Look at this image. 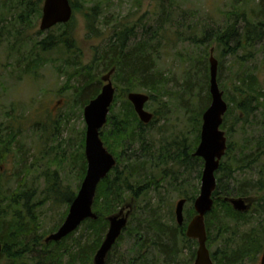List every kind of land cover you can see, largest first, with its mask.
<instances>
[{
  "label": "trees",
  "instance_id": "trees-1",
  "mask_svg": "<svg viewBox=\"0 0 264 264\" xmlns=\"http://www.w3.org/2000/svg\"><path fill=\"white\" fill-rule=\"evenodd\" d=\"M17 1L27 10L26 15L35 17L39 15L41 0ZM242 6L233 7V9L226 11V25L221 28L215 27L213 23L208 22L209 20H205L202 24L197 23L196 20L189 18V16H193L191 12L186 9L177 10L173 5H159L152 19L153 26H149L147 29L143 28L140 38L136 37L133 33L135 31L134 26L131 28L124 26V32H120L117 27L111 28L112 35L107 45L102 50L95 52L91 65L83 67L84 72H88L87 76H90L89 72L95 70V66L97 67L96 70L100 68L102 73H107L113 69L112 78L116 84H119L117 90H115L114 101L110 107V113L105 125V127H108V136L116 144L119 153L117 158L113 156L116 159V166L97 187L93 204V212L97 219L85 220L81 224L84 227L81 230L82 233L78 236H75L74 232L60 242L45 244L43 242L44 236L39 235L38 219L33 215L35 207H40L41 202L32 206L30 203V191L23 192L22 190L19 191V189L9 191L8 186L3 184L2 179H0V243L2 244L0 264H92V257L101 245L108 227L106 221L107 215L117 211L119 207H123L127 203H132L133 209L129 219L136 216L134 213L141 210L139 207L137 209V200L141 196L142 190H146L147 187L155 184L154 190L157 189L158 183L156 182L159 178L165 177L162 181L167 182L168 186L173 189H176V187L178 189L181 188L180 190L176 189L178 197H180L179 200L184 199L185 205L190 207L199 194L198 182L203 170L202 159L193 156V153L200 140L199 129L202 124V115L209 107L211 101L209 94V52L211 49H214V53L217 52L216 59H219L217 82L222 89L227 90V86L220 83L223 69L222 60L227 56H236L239 63H244L251 54L239 56L238 51L244 48H253V44L263 38L264 0H258L257 5L253 9H250L246 5ZM24 15L25 12L19 14V19L24 18ZM68 23L64 24V26L68 27ZM129 40L131 41L129 42ZM72 43L71 33L66 29L61 36L56 37V41H54L53 37H48L46 40L37 43L34 47L39 51L37 56L51 52L56 48H63L65 53L66 51L70 53L74 50ZM129 43L131 46H129ZM178 45H182L183 49L185 48L186 50L183 52L176 51V46ZM159 50L167 53L175 50V53H177L176 59L181 66L185 67L183 83L185 86H190L188 89L190 94L188 96L193 95L191 92L196 84H199L202 90L206 89V95L198 106V111L196 114L193 112L191 116V128L195 132L191 144L188 143L183 134L181 138L180 136L177 137L170 144L158 142L157 145L159 146L156 147L155 142L152 143L153 137L150 135L151 138L148 141L144 136L145 134L142 133V128L150 126L158 115L167 121L166 117L170 112L167 103L171 100V97L169 96V91L165 89L166 85L164 83L166 80L162 73L156 70V59L160 56ZM75 56L77 57V54L72 55L73 59L64 60L65 62H63L61 68L71 67L77 76H82L84 74L83 69H81ZM34 64L35 68H37L39 65L37 58H35ZM189 66L190 68H188ZM198 78H200V81L202 80L201 85L197 82ZM192 79L195 80L191 83ZM236 80L239 85L237 86L235 83L232 93L226 96L228 102L233 104L232 107L228 108L221 126V129L226 131L228 138L227 150L223 158L226 161L220 163L216 172L217 185L213 194L214 206L205 217L207 245H210L212 241L210 235L212 226L215 225L214 228L217 227L218 232L216 236L220 234L219 231L223 235L228 231V228L226 229L228 225L220 215L222 210L226 212L225 215L232 221L238 222L239 220H244L246 222L247 220L248 214L234 211L227 202L218 197L234 196L249 198V196H254L256 198V196L261 194V201L262 203L264 202V143H257L253 146L251 142L246 143V139L244 140L245 146L241 145L243 149L240 150L239 148L232 161L229 159L233 150V144L230 140L231 129L235 126L234 124L232 126L229 125L231 115L233 114L234 121L243 123L241 128H239L240 131L243 130V126L248 122L250 117H254L260 110L264 114V92L253 89L254 81L251 77L241 78L238 75ZM245 86H250L252 89L249 90ZM98 88L96 89L94 85H91L90 81L84 79L77 94L81 107H85L89 101L98 95ZM140 90L148 93V103H154L157 100L161 102L160 110L158 109L153 114V120L147 125L139 121L132 105L126 98L129 92ZM192 97L191 100H195V96ZM84 98L87 99L83 100ZM164 98L168 99V101H165ZM161 99H163V102ZM177 100H180L182 104L181 97ZM118 102H121L122 105L121 109L116 112L115 106ZM186 105L189 106L190 103ZM165 129H167V125L162 129L158 128L156 134L162 136ZM103 134L102 131L100 133L101 140L104 146L110 149L107 145V139L102 138ZM84 139L83 135L81 141L82 149L84 147ZM5 145V140L2 137L0 139V159H2V153H5ZM237 145L240 147V144ZM249 146L252 147L250 148ZM137 148L145 150L141 163H138L140 158L136 155L128 154V152L133 153ZM155 148H157V151ZM154 152L156 155H154ZM79 158L82 166L81 177L83 178L87 167L84 152L80 153ZM152 162L156 163L154 167ZM159 164L162 166L160 172L158 170ZM251 168L255 171L257 179H250V181L236 179L235 173ZM140 169L144 171L141 172ZM145 171L149 173L144 174ZM184 173L188 174L189 178V174L191 176L195 174V177L193 178L192 176V180L186 178L187 180L184 181L185 177L182 176ZM148 175H151L152 179L145 182L144 177ZM184 182H187V186L184 187L185 189L183 188ZM61 189L60 186L55 184L51 186L50 190L53 194L49 192L47 201L50 200L57 206L61 204L69 206L75 195L72 194L67 199L60 198ZM147 192L148 190L143 192V194L147 196ZM253 200L254 202L257 200V203L260 204L258 197L256 200ZM160 201L159 209L161 206L166 209L171 207V205L165 203L163 197H161ZM149 204H146L145 207ZM253 207L252 217L255 212L259 211H256L255 206ZM154 210L151 208L149 211L150 215L140 223L142 225L145 224L144 230H142L144 231L145 239L142 240L139 237L133 244L132 249L136 253L135 261L131 264H156L157 262L153 261L151 263L142 261L147 249L151 248V246L163 258V264H186V260L182 257L181 253L187 244L193 242V240L188 239L184 234L187 224L195 216L193 207L191 206L185 211L184 224L181 227L173 224L176 219H174L175 214L172 211L169 220V222H172V225H168L167 223L169 222H166L165 219L163 220V216ZM66 212L64 213V217ZM136 218L134 217L133 220ZM237 228L238 226L234 230H237ZM83 233H87V239L84 242H82L85 239L83 238ZM233 234L232 238L236 240ZM120 239L121 237L118 241ZM226 240L227 238H224L221 249L215 251V255L213 254L216 264H230V259L251 255L253 250L246 249L248 247L256 246V252L260 251L264 243V233L261 229L256 234L252 233L250 235L247 233L237 238L236 241H241L242 243L238 249L234 250L233 256H230V252L226 246L229 241ZM68 242H72V244H68ZM180 243L183 244L182 247L179 246ZM233 245H235V242H233ZM235 246L237 247L238 245ZM110 255L109 253L106 264L109 261ZM193 259L194 252L190 256L188 263L191 264ZM250 259L252 260L254 257Z\"/></svg>",
  "mask_w": 264,
  "mask_h": 264
},
{
  "label": "rangeland",
  "instance_id": "rangeland-1",
  "mask_svg": "<svg viewBox=\"0 0 264 264\" xmlns=\"http://www.w3.org/2000/svg\"><path fill=\"white\" fill-rule=\"evenodd\" d=\"M43 1L41 0L39 4L40 13L37 17L26 15L27 10L17 0H2L0 2V139L3 137L6 143L5 153H2V159H0V179H2L3 184L8 186L9 191L17 189L23 192L30 191V203L32 206L41 202L40 207H35L33 215L37 217L39 222V235L44 236L45 239L60 227L69 209V206L64 204L57 206L52 201H47L48 195L50 193L53 194L50 187L55 184L62 188L60 190V198L67 199L72 194L76 197L84 179V177H81L82 166L79 157L80 153L84 152V147L83 149L81 147V141L83 135L85 137L86 126L83 117L84 107L79 104L77 94L84 79L90 81L91 85H94L96 89L99 87L100 93L102 88L100 78L105 73H102L100 68L96 70L97 67L95 66V70L89 72L90 76H87L88 72H84L83 67L91 65L95 52L102 50L107 45L112 35L111 28L117 27L120 32H124V26L126 28L134 26L135 31L133 33L140 38L143 28L147 29L149 26H153L152 19L159 5H173L177 10L186 9L193 15L189 16V18L196 20L197 23L202 24L205 20H209V23L221 28L226 25V11L242 5L253 9L257 5L258 0H69L73 8V14L68 27L62 25L42 32L39 30V25ZM22 12H25V17L20 20L18 15ZM66 29L68 32L70 31L73 39L74 50L72 52L66 51L65 53L63 48H56L51 52L37 56L39 51L34 47L37 43L46 40L48 37H53L54 41H56V37L61 36ZM129 46H131L130 43ZM253 46V48H244L238 51L239 56L251 54L244 63H239L236 56H227L222 60L223 69L220 83L222 85L225 84L227 90L222 89L219 86L220 84L218 86L223 92V99L227 103L228 108L232 107L233 104L228 102L226 96L232 93L235 83L237 86L239 85L236 80L238 75L241 78L251 77L254 81L253 89L264 92V34L263 38L259 39ZM176 48V51L180 52L186 50L185 48L183 49L182 45H178ZM159 52L160 56L156 59V70L162 73L166 80L164 83L166 85L165 89L169 91L171 100L168 101L166 98L164 100L168 101L167 105L170 112L167 114V121L158 115L150 126L142 128V133L145 134L144 136L148 141H150L149 138L152 136V143L155 142L156 147L159 146L157 145L158 142L170 144L177 137L180 136L181 138L183 134L188 143L191 144L195 135L194 130L191 128V116L193 112L196 114L198 111L197 108L206 95V89L202 90L199 84H196L191 92L192 96H195V100H191L193 97L188 96L190 94L188 90L190 86H185L183 83L185 67L181 66L176 59L177 53H175V50L168 53L161 52V50ZM73 54H77V57L75 56L76 60L84 72L82 76H77L71 67L61 68L63 62H65L64 60L73 59ZM216 55L217 52L214 53L215 58ZM35 58L39 62L37 68H35L34 64ZM192 76L194 77V75ZM194 80L192 79L191 83ZM197 82L200 85L202 84L200 78L197 79ZM112 83L115 90H117L119 84H116L113 78ZM245 88L252 89L250 86H245ZM136 93L148 94L144 90ZM179 97L182 99V104L180 100H177ZM86 99L84 98L83 100ZM161 101L163 102V99ZM187 103H190V105H186ZM121 105V102L117 103L115 106L116 112L121 109ZM160 107L161 102L157 100L154 103H147L145 110L154 114ZM233 124L235 126L231 129L230 138L233 144V150L229 158L231 161L236 156L239 148L241 150L245 146L244 140L247 139L246 143L251 142L253 146L257 143H264V114L260 110L254 117H250L241 131L239 128H241L243 123L234 121L232 114L229 125L232 126ZM166 125L167 129L163 130L164 134L162 136L156 134L158 128L162 129ZM221 130L225 132L226 136V131L224 129ZM102 131L104 133L102 138L107 139V145L110 148L106 149L117 158L119 150L108 136V127L104 126ZM237 144H240V147ZM241 145H243L242 148ZM155 150L157 151V148ZM144 153V149L139 150L138 148L133 153L128 152V154H134L140 158L138 163L142 162ZM154 155H156L155 152ZM222 161L226 160L222 159ZM154 165L156 163H153V167ZM159 166L158 170L160 172L162 166L161 164ZM153 170L156 171L155 168ZM140 171L143 172L144 170L140 169ZM146 173L149 172L145 171L144 174ZM195 174L192 175L193 178ZM234 175H236L237 180L242 181L257 179L253 168L245 169ZM182 176L185 177L184 181L189 178L186 173ZM189 176V179L192 180V176L190 174ZM144 178L145 182L152 179L151 175ZM164 178H159L156 182L158 183L157 189L154 190L156 184L147 187V196L143 194L146 190H142V194L137 200V209L139 207L141 210L134 213L136 215L134 217H137L135 220H133L134 217H131L129 223L127 222L128 225L123 230L120 241L117 240V244L115 243L110 251L111 255L107 264H131L135 261L136 252L132 249L133 244L139 237L142 240L145 239L144 231H142L145 224L142 225L140 223L150 215L149 211L151 208L163 216V220L165 219L166 222H169L171 211L174 214L180 197H178V192H176L178 188L169 187L167 182L162 181ZM192 182L195 183L194 181ZM198 183V188L200 189V181ZM186 184L187 182H184L183 188L187 186ZM261 196V194L256 196L260 200V204L257 203L254 196H249L251 197L249 200H252V202L249 201L250 203H253V199L256 201L252 204L249 213H247L246 222L244 220L232 221L225 215L226 212L222 210L220 215L228 225L226 227L228 231L225 235L219 231L220 234L216 236L217 227L214 228L215 225L212 226L210 234L212 241L210 245H207L211 255L221 249L224 238H227L226 241L229 242L226 246L230 256H233V242H236L237 238L247 233L250 235L252 233L256 234L259 229H262L261 226L264 224V202L262 203ZM161 197L171 207L166 209L161 206L159 209ZM148 203L150 204L145 207ZM191 206L193 207V203ZM253 206H255L256 211H259L255 212L252 217ZM190 207L188 205L184 206L183 215ZM120 208L122 206L117 211L107 215V217L118 212ZM65 212L66 215L64 217ZM174 221L173 224L177 225L176 220ZM167 224L172 225V222ZM237 226V230H234ZM83 228L80 225L75 231V236L80 235ZM232 234L236 240H233ZM83 238L85 239L82 242L87 239V233H83ZM68 244H72V242H68ZM182 245V243L179 244L180 247ZM151 248L147 249L142 261L145 263L153 261L157 262L156 264H163V258L159 256L156 249H153V246ZM246 249L254 250L253 247ZM196 250L197 241L195 240L183 248L181 254L186 260V264H189L188 260L193 252L194 259L191 264L194 263ZM257 252L255 249L251 255L244 256L248 258L258 257L256 261L259 264L260 256H258L259 253ZM230 262V264H245L248 261L243 262L242 258H235L230 259ZM251 264H254V262Z\"/></svg>",
  "mask_w": 264,
  "mask_h": 264
},
{
  "label": "water",
  "instance_id": "water-1",
  "mask_svg": "<svg viewBox=\"0 0 264 264\" xmlns=\"http://www.w3.org/2000/svg\"><path fill=\"white\" fill-rule=\"evenodd\" d=\"M36 1V0H30ZM72 17V7L69 0H44L39 30L48 31L56 25L66 24ZM209 94L210 105L202 115L200 141L193 156L202 159L203 170L200 180L199 195L194 201L195 216L186 227V237L197 241L198 247L194 264H213L206 246L207 235L205 228V216L213 207V193L216 189V172L220 161L227 150L225 132L221 130L223 117L228 110V105L223 99V92L217 82L218 61L214 57V49L209 52ZM112 69L101 77L103 83L100 93L84 107L83 117L86 126L84 155L87 163L86 173L80 189L69 205L68 213L54 232L44 239V243L60 242L74 233L85 220H96L93 212V204L99 183L105 179L110 171L116 166L113 155L105 148L100 131L107 123L110 107L114 101L115 88L111 76ZM127 100L137 115L139 121L147 125L153 119V114L145 110L149 96L142 93L129 92ZM226 201L237 212H247L250 205L249 199L230 198ZM185 200L181 199L175 207V219L178 226L184 223L183 208ZM132 203L119 209L118 212L106 218L108 222L105 237L96 251L93 264H106V259L111 249L125 229L132 213ZM2 244L0 243V253ZM264 264V252L261 259Z\"/></svg>",
  "mask_w": 264,
  "mask_h": 264
},
{
  "label": "flooded vegetation",
  "instance_id": "flooded-vegetation-1",
  "mask_svg": "<svg viewBox=\"0 0 264 264\" xmlns=\"http://www.w3.org/2000/svg\"><path fill=\"white\" fill-rule=\"evenodd\" d=\"M43 4V3H42ZM58 26V25H57ZM57 26H55V27H57ZM55 27H53V28H55ZM53 28H51L50 30H52ZM112 70V69H111ZM110 70V71H111ZM101 84L103 85V83L101 82ZM126 98H127V95H126ZM154 116V115H153ZM154 118V117H153ZM116 160V159H115ZM216 185H217V181H216ZM216 190V189H215ZM214 194V193H213ZM215 198V197H214ZM218 198H220V199H223L225 202H227L226 201V199H230V198H241V197H228V196H220V197H218ZM243 199H250V197L249 198H243ZM250 202H252V200H249ZM250 202H248V204L250 205V207H249V209H248V211L247 212H244L243 214H247L250 210H251V208H252V204H254V200H253V203H250ZM228 203V202H227ZM229 204V203H228ZM230 205V204H229ZM125 206V205H124ZM213 206H214V199H213ZM231 206V205H230ZM232 207V206H231ZM233 209V208H232ZM235 211V210H234ZM237 212V211H236ZM210 213V212H209ZM238 213H241V212H238ZM207 215V214H206ZM206 217V216H205ZM205 221V220H204ZM263 227V228H262ZM206 228V227H205ZM261 228H262V232L264 233V224H262V226H261ZM261 229H259V231H260ZM242 242H240V241H236L235 242V245H238L237 247L234 245V250L235 249H238L239 248V246H240V244H241ZM206 246H207V241H206ZM247 246V245H246ZM197 247H198V243H197ZM208 249V248H207ZM253 249L255 250L256 249V247H254L253 246ZM254 250H253V252H254ZM197 251V250H196ZM263 252H264V243H263V245H262V248H261V250L258 252L259 254H258V256H260V259H259V264H261V259H262V255H263ZM210 254V253H209ZM215 255V254H214ZM195 257H196V254H195ZM210 258H211V261H212V263L213 264H216V262L214 261V259H213V254L211 255L210 254ZM257 258L258 257H254V259H250V258H248V257H243L242 258V261L243 262H245V261H248V262H245V264H251L252 262H254V264H257ZM195 261V260H194ZM194 264V263H193Z\"/></svg>",
  "mask_w": 264,
  "mask_h": 264
}]
</instances>
